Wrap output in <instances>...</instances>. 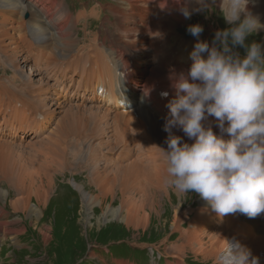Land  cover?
<instances>
[{
	"label": "bare ground",
	"instance_id": "bare-ground-1",
	"mask_svg": "<svg viewBox=\"0 0 264 264\" xmlns=\"http://www.w3.org/2000/svg\"><path fill=\"white\" fill-rule=\"evenodd\" d=\"M0 1V15L5 19L0 21V49L10 54L9 64L23 82L17 86L12 77L0 81V175H5L17 192L10 202L14 213H29L30 221L37 224L40 219H45L44 210L52 206L53 173L57 172V167L68 169L70 173L69 168L76 161L82 172L88 171L91 185L97 192L90 194L84 186L72 181L82 192L84 204L90 210L96 202L100 201L99 205L103 206L108 199V212L103 211L102 215L109 217L102 218L119 220L137 230L147 229L151 224L147 209L154 208L170 193V186L166 183L167 165L160 149L168 147L169 133L164 130L166 119L160 122L154 118L158 122L153 127L154 135L145 136L146 129L141 124L135 126L132 113L120 106L130 101L121 98V93L113 89L112 79L119 67L129 68L137 59L143 61L146 51L156 58L178 54L173 69L177 72L189 70L194 46L184 44L186 40L172 31L179 22L186 21L181 8L198 12L201 5L197 0H113L103 4L114 16V19L107 16L103 24L106 37L101 38V34L96 32L89 39L88 46H78L77 28L81 19L87 17L88 9L72 17L66 0ZM255 1L249 0L248 9L264 24V0L253 3ZM221 2L216 0L215 5L219 6ZM208 3L212 4V0ZM27 12L31 14L28 19L24 16ZM91 13L96 14L93 8ZM108 25L112 26L111 31ZM119 31L121 34H117ZM145 31L157 35V38L143 40L136 36L141 33L145 38ZM169 39L180 41L182 45L179 48L169 45ZM145 42L150 47L143 46L139 51L141 43ZM132 49L130 57L129 50ZM202 55L207 59L208 53ZM5 87L7 91L3 94L1 90ZM25 89L26 95L18 94L17 91ZM77 99L91 103H77ZM66 106L69 110L61 114L60 122L57 120L58 124L54 125L57 132H43L47 122L56 118L59 110ZM81 107L92 108L91 115L88 114L93 119L92 129L78 126L76 136L63 140L62 136L67 137L81 120L72 116L70 111ZM204 124L221 132L215 117H208ZM172 133L181 137L182 144L195 142L180 128H173ZM24 134L34 135L35 142L24 148H12L11 140ZM222 137L230 139L226 133H222ZM87 142L88 145L84 144ZM5 149L21 154L7 159ZM69 150L72 159H68L65 165L64 154ZM97 196L104 198L100 200ZM7 197L8 192L0 190V199L4 203ZM33 200L39 206L32 203ZM174 212L173 230L182 234V243L171 247V255L179 259L178 264L185 260L188 250L196 257L203 255L205 260L214 259L217 263L218 254L228 245L229 233L238 236L239 242L250 249L253 256L259 257L260 264H264L260 257L264 251V234L234 221L230 215L221 218L201 198L197 208L183 212L179 204ZM189 214H195L194 220L184 228ZM43 226L46 230L53 227L46 223ZM7 227L8 221H0V237L26 232ZM48 233H42L47 241L51 239ZM121 264L127 262L121 261Z\"/></svg>",
	"mask_w": 264,
	"mask_h": 264
},
{
	"label": "clouds",
	"instance_id": "clouds-1",
	"mask_svg": "<svg viewBox=\"0 0 264 264\" xmlns=\"http://www.w3.org/2000/svg\"><path fill=\"white\" fill-rule=\"evenodd\" d=\"M197 3L201 5L197 11L209 10L216 0ZM248 5L249 0H222L219 7L232 26L217 31L211 46L198 39L203 26L190 25L187 31L198 39L191 53L193 63L189 70H171L168 77L175 97L167 105L170 112L164 125L168 147L160 148L167 165L166 183L184 197L198 194L221 218L264 214V46L246 43L264 24ZM180 11L191 18V10ZM237 47L245 48L246 55L234 51ZM203 53H208L207 59ZM161 95L166 98L169 93ZM208 117H215L230 139L206 127ZM173 128L195 142L182 144ZM217 264H260V259L239 241H228Z\"/></svg>",
	"mask_w": 264,
	"mask_h": 264
},
{
	"label": "rangeland",
	"instance_id": "rangeland-1",
	"mask_svg": "<svg viewBox=\"0 0 264 264\" xmlns=\"http://www.w3.org/2000/svg\"><path fill=\"white\" fill-rule=\"evenodd\" d=\"M103 1L108 3L112 0ZM1 3L2 1H0V5ZM67 3L72 12V17L79 15L80 11L85 8H89L88 5L85 6L88 4V0H67ZM105 13H108L107 9H105ZM194 14L195 16L198 15V13ZM201 14H203L201 18L197 16L193 19H187L185 21L186 26L189 27L190 25L200 24L203 26L204 30H208L210 25L213 26L216 31H214L212 35V40H214L217 30H225L232 26L226 23L218 5H213L211 9L204 10ZM24 16L28 19L31 17V14L27 12ZM91 19L92 18L87 15V17L82 18L79 23L77 28L79 34L78 46H88L89 44V37L92 35L86 37V33L91 34L89 29L96 28L95 26H91ZM4 20V17L0 15V21L4 22ZM92 22L95 23V21ZM87 28L89 29L86 30ZM178 32L182 34L181 29H179ZM252 42L264 46V31L261 30L250 35L246 43L251 44ZM234 51L238 52L242 57L246 55V50L243 47H237ZM9 55V53H5L0 49V81L12 77L14 84L20 86L23 82L20 81L21 77L19 74H15L9 64ZM34 80L37 81L36 78H34ZM6 91L7 87L1 90L3 94ZM17 92L19 95H26V89ZM53 99L57 103V98L54 97ZM76 101L77 103H91V101H83V99H77ZM68 107L69 106H66L60 109L57 113L58 119L57 117L50 119V122L48 121L47 124L50 123L49 125H51V127L57 125V120L60 122V115L63 114ZM88 108L90 107L75 108L74 110L76 111L70 112L72 116H77L81 119L80 121L84 122L86 121V117H90L88 114L91 115L92 108ZM71 118L69 121H71ZM92 120V118L89 119V122L92 123ZM77 127L78 125H74V130L70 132L67 137H73ZM43 132L45 131L43 130ZM46 134L50 133L46 132ZM33 137L34 135H19L17 138L11 140V147L18 149L24 148L26 145L29 146L35 142ZM65 137L66 135L62 136V139ZM84 144L88 145L89 142ZM5 151L7 152V159H11L15 154H21V152L8 149H5ZM69 153H71V150L64 154L65 165L68 159H72ZM78 167L79 163L76 161L73 163L72 168H69L70 173L68 169L57 167V172L55 171L53 173L54 186L52 188L53 193L51 194L52 206L50 209L44 208L45 219H40V223L38 224L30 221L31 215L29 213H20L21 211H15L14 213V209L10 206V202L13 201V197H15L17 192H15L14 186L8 183L7 177L5 175H0V190L3 189L8 192L5 203L0 199V213L2 214H0V221H8L10 228L26 230L22 235H8L6 238L0 237V264H121V261H125L121 259H127V264H178L179 259L171 255V247L181 242H171L177 239L179 234H181L173 230L174 211L179 204L182 205L183 212L197 208L198 199L200 198L198 194L190 192L187 197H184L174 190V188L170 187V193L166 195L164 200L159 199L160 202L154 208L147 209L146 214L150 218L149 222H151L149 227L147 229L137 230L133 226L129 227L119 220L109 221L104 219L109 217L102 215L103 211L108 212L106 209V205L109 203L108 199L105 200L106 204L104 203L105 205L103 204V206L99 205L100 201L96 202L94 204L96 207L93 206L92 208L94 212L84 204L85 201L82 192L72 181H76L84 186L90 194L95 195L97 192L91 185L88 171L82 172ZM115 192L119 193L118 191ZM103 198L99 197L98 199L101 200ZM32 203H36L35 205L39 206L36 200H33ZM2 210L5 213L4 216ZM50 215L53 216V218ZM194 216L195 214H189L186 223L192 220ZM82 218H84V220H82ZM49 219L52 220H50L52 223ZM44 223L48 226L53 225L54 228L52 227V229L46 230V227L43 226ZM184 225L187 226L188 224ZM44 232H49L48 234L51 236L49 241L46 240V237L44 239V234H42ZM170 233H172L170 235L171 237L169 236ZM168 237L170 241H167ZM147 247L158 250V257H153L154 254H157L156 250H144V248ZM192 255L195 256L188 250L182 264H217L214 259L205 260L203 255L199 257L195 256L197 260Z\"/></svg>",
	"mask_w": 264,
	"mask_h": 264
}]
</instances>
